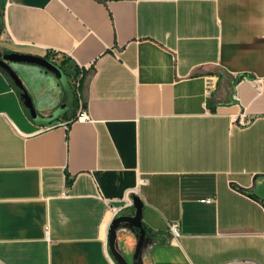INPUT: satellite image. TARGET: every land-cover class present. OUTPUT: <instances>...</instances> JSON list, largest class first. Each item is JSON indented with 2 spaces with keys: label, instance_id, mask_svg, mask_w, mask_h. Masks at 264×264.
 <instances>
[{
  "label": "crops",
  "instance_id": "1",
  "mask_svg": "<svg viewBox=\"0 0 264 264\" xmlns=\"http://www.w3.org/2000/svg\"><path fill=\"white\" fill-rule=\"evenodd\" d=\"M1 7L0 52L65 56L84 77L78 98L10 62L41 121L0 68V264H118L108 231L134 213L114 215L131 189L171 239L146 238L135 259L137 232L120 224L129 264H264V0Z\"/></svg>",
  "mask_w": 264,
  "mask_h": 264
},
{
  "label": "water",
  "instance_id": "2",
  "mask_svg": "<svg viewBox=\"0 0 264 264\" xmlns=\"http://www.w3.org/2000/svg\"><path fill=\"white\" fill-rule=\"evenodd\" d=\"M1 14H2V7L0 1V18H1ZM11 61L35 63L45 67L46 69L52 71L61 80L64 89L70 95H72V86L70 83L69 76L65 73L63 68H61L57 62L48 59L45 56H40V55L18 53V52H10L3 54L2 52H0V67L3 68L14 79L18 87L21 89V97L25 102L26 106L30 109L35 119H40L41 121L48 120L47 118H40V116L36 112L32 104L31 98L23 90L22 85L20 84V81L16 73L14 72V70L10 65ZM133 205L135 207V211L133 214L118 215L114 217L110 223V227L108 231L109 247L114 259L118 264H129V262L126 260L124 255L117 249L116 246L117 229L120 224L127 223L137 232L135 259H137L140 256V253L145 245V240L147 238L146 231L143 228V224H142V212H143L144 203L138 195H133Z\"/></svg>",
  "mask_w": 264,
  "mask_h": 264
},
{
  "label": "built area",
  "instance_id": "3",
  "mask_svg": "<svg viewBox=\"0 0 264 264\" xmlns=\"http://www.w3.org/2000/svg\"><path fill=\"white\" fill-rule=\"evenodd\" d=\"M71 86L73 91L76 93V95L78 96V98H80V79L79 76L75 77L74 79H72V81H70ZM80 101V99H79ZM81 102V101H80ZM90 118V115L88 113V111L83 107L82 103H80V109L75 117V120H79V121H86ZM237 121L239 123V125L241 126H246L249 125L253 122V118L249 117L246 112H241V114L237 117ZM62 125H64L65 127H67L66 123H62ZM136 191L131 189L128 190L126 192L125 198H124V204L118 208L114 215H116L119 211H123L124 209L127 208H132L133 205V194ZM208 201H211L212 198H208ZM169 231L172 234L173 237H179L180 236V231H179V223L178 222H172L169 224Z\"/></svg>",
  "mask_w": 264,
  "mask_h": 264
},
{
  "label": "trees",
  "instance_id": "4",
  "mask_svg": "<svg viewBox=\"0 0 264 264\" xmlns=\"http://www.w3.org/2000/svg\"><path fill=\"white\" fill-rule=\"evenodd\" d=\"M0 22H1V19H0ZM46 57L48 59H51V60L55 61V54H53L51 52L48 53L46 55ZM55 62H57V61H55ZM68 62H69L68 59L64 56V58H62L57 63L60 65L61 68H63V70L65 71V73L68 76L71 75V74H73L74 75L73 76V79L75 77L79 76V79H80V88H81L82 85H83L84 70L81 69L78 65H71ZM1 69H3V68H1ZM17 90L19 92H21V89L19 87H17ZM142 224H143V228L146 231V237L149 238V239H151L153 243H166V242L170 241L171 236L167 232L161 231V230H154V229L150 228L144 221H142Z\"/></svg>",
  "mask_w": 264,
  "mask_h": 264
},
{
  "label": "rangeland",
  "instance_id": "5",
  "mask_svg": "<svg viewBox=\"0 0 264 264\" xmlns=\"http://www.w3.org/2000/svg\"><path fill=\"white\" fill-rule=\"evenodd\" d=\"M1 1V0H0ZM62 58L59 59V61L61 60Z\"/></svg>",
  "mask_w": 264,
  "mask_h": 264
},
{
  "label": "flooded vegetation",
  "instance_id": "6",
  "mask_svg": "<svg viewBox=\"0 0 264 264\" xmlns=\"http://www.w3.org/2000/svg\"><path fill=\"white\" fill-rule=\"evenodd\" d=\"M4 54V53H3Z\"/></svg>",
  "mask_w": 264,
  "mask_h": 264
}]
</instances>
